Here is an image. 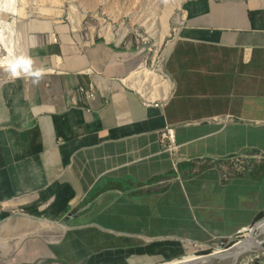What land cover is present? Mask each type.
I'll use <instances>...</instances> for the list:
<instances>
[{
	"label": "crops",
	"instance_id": "crops-1",
	"mask_svg": "<svg viewBox=\"0 0 264 264\" xmlns=\"http://www.w3.org/2000/svg\"><path fill=\"white\" fill-rule=\"evenodd\" d=\"M164 34L157 74L124 35L28 42L43 79L0 83V264H161L264 214V0H183Z\"/></svg>",
	"mask_w": 264,
	"mask_h": 264
},
{
	"label": "rangeland",
	"instance_id": "rangeland-1",
	"mask_svg": "<svg viewBox=\"0 0 264 264\" xmlns=\"http://www.w3.org/2000/svg\"><path fill=\"white\" fill-rule=\"evenodd\" d=\"M182 1L15 0L14 11H0V21L11 26V31H5L3 41L0 42V61L13 60L14 56L16 58L22 57L21 53L26 51L25 47L28 46L31 39L40 41L53 37L54 40L58 41L57 31L62 26L80 32L86 31L87 28L93 29L96 32L99 31L108 39L112 37L111 39L114 41H116L115 36L124 35L125 44L133 48L132 50L135 51L142 45L150 48L146 52L150 53L152 60L157 48L163 45L166 39L164 36L165 30L169 27ZM33 22L38 24H33ZM120 36L118 39H120ZM150 61L147 63H150ZM9 77L11 75L8 73L6 66L0 63V83ZM253 155V157H258L256 153ZM236 162L235 160L234 164ZM236 167L241 168L243 166L237 163ZM263 221L264 214L257 217L253 224L259 225L251 235L248 234V229H246L233 238L198 247L192 254L184 256L183 261L193 260L198 255L206 256L205 254L209 255L213 252L222 253L233 242L244 237L243 241L238 243V245H241L237 247L236 260L241 261L242 264H264ZM248 236H250V240H246ZM173 261L176 262L177 260Z\"/></svg>",
	"mask_w": 264,
	"mask_h": 264
},
{
	"label": "clouds",
	"instance_id": "clouds-1",
	"mask_svg": "<svg viewBox=\"0 0 264 264\" xmlns=\"http://www.w3.org/2000/svg\"><path fill=\"white\" fill-rule=\"evenodd\" d=\"M15 0H0V11H14ZM5 31H11V26L0 21V42L3 41ZM5 64L8 73L13 78H19L21 74L29 76L34 83H39L43 79V70L35 66V62L31 57H18L7 62L0 61Z\"/></svg>",
	"mask_w": 264,
	"mask_h": 264
},
{
	"label": "built area",
	"instance_id": "built-area-1",
	"mask_svg": "<svg viewBox=\"0 0 264 264\" xmlns=\"http://www.w3.org/2000/svg\"><path fill=\"white\" fill-rule=\"evenodd\" d=\"M146 46L142 47L141 50H143ZM152 58V57H151ZM150 58V60H151ZM149 60V61H150ZM148 61L145 60L143 63H141L139 65V67L137 68V72L138 73H142L143 69H147V73H157L156 72V68H157V65H156V62H157V58H156V55L154 54V57L153 59L150 61V63H147ZM142 82V81H141ZM143 85H146V81H143ZM142 85L139 84V87L138 88H135V90L137 91V93L139 94L140 96V89H141ZM155 88H159V87H152V95H149V97H157V104L156 105H144L143 104V98H141V102L144 106H158V105H161L162 104V100L161 98L159 97L158 93L156 91ZM80 90H82V88H80ZM86 95L88 98H93L94 97V90L93 89H89V90H86ZM160 137L163 141H165V147L168 151H176L177 150V143H176V139H175V131H174V127L171 126V125H166L164 127V129L161 130L160 132ZM237 162H240L242 163L243 160H242V157L240 156H235L234 158ZM246 229H249V228H246ZM245 229V230H246ZM244 231V230H243ZM234 243V242H233Z\"/></svg>",
	"mask_w": 264,
	"mask_h": 264
},
{
	"label": "bare ground",
	"instance_id": "bare-ground-1",
	"mask_svg": "<svg viewBox=\"0 0 264 264\" xmlns=\"http://www.w3.org/2000/svg\"><path fill=\"white\" fill-rule=\"evenodd\" d=\"M110 38H112V37H109V39ZM14 55H15V53H14ZM15 58H16V56L13 57V59H15ZM133 85L136 86V84H133ZM246 240H250V236H248ZM242 244H244V243H242ZM239 245H241V244H239ZM239 245L237 244L232 249L228 248V249L224 250L222 253L213 252L212 254L209 253V255L205 254L206 256H199L198 255L197 258H195L193 260H190V261H186V262H184V264H242L241 261L236 260L237 247H239ZM225 253H229V256L228 257H223L222 255H224Z\"/></svg>",
	"mask_w": 264,
	"mask_h": 264
},
{
	"label": "water",
	"instance_id": "water-1",
	"mask_svg": "<svg viewBox=\"0 0 264 264\" xmlns=\"http://www.w3.org/2000/svg\"><path fill=\"white\" fill-rule=\"evenodd\" d=\"M264 222V221H263ZM263 222H261V223H263ZM257 225H259V224H253V225H251L250 227H249V229H248V234H251L255 229H257L256 228V226ZM243 239H244V237L242 238V239H240V240H238V241H236V242H234V243H232L230 246H229V248L230 249H232L234 246H236L238 243H240V242H242L243 241ZM223 257H228L229 256V253H225L224 255H222ZM184 258H182V259H177V261L176 262H172V261H168V262H165V263H161V264H184Z\"/></svg>",
	"mask_w": 264,
	"mask_h": 264
}]
</instances>
